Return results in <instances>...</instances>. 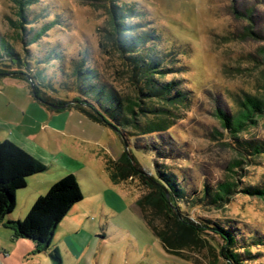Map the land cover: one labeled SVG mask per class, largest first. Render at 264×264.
Listing matches in <instances>:
<instances>
[{
    "label": "rangeland",
    "instance_id": "374dc122",
    "mask_svg": "<svg viewBox=\"0 0 264 264\" xmlns=\"http://www.w3.org/2000/svg\"><path fill=\"white\" fill-rule=\"evenodd\" d=\"M120 2L145 11L149 25L162 34L167 48L178 53L183 74H171L166 80L181 79L191 98L188 106L175 111L171 119L173 127L161 137L170 144L164 148L174 153L169 157L159 155L157 163L185 177L195 192L203 193L206 184L215 187L226 181L236 182L239 191L221 208H190L184 213L186 223L181 225L176 218L183 216L179 212L176 216L170 213L158 190L144 183L140 176L131 175L114 184L107 171V161L116 162L127 151L133 165L140 168L139 163L143 174L150 177L154 173L152 158L135 148L144 147L148 138L128 137L125 143L111 128L104 127L102 131L95 127L96 132H91L88 129L94 126H71V132L88 136L94 142L78 146L77 158L82 162L83 173L72 172V175L79 183L83 201L59 226L53 247L59 248L63 264H229L220 241L207 229L205 221L227 224L230 231L239 229L245 235L264 238V200L242 192L251 185H264V158L257 165L234 166L241 155L226 134L217 110L233 114L239 100L246 95L264 97V0ZM107 5V0H42L32 8L31 14L43 15L45 22L57 20L58 24L39 46L30 49L33 57L42 58L47 51L60 47L66 55L67 73L71 58L86 50L104 79L123 96L133 98L137 88L118 56L106 46ZM16 12L13 0H0V33L13 34L10 20L17 19ZM101 41L105 49L100 47ZM18 50L25 54L19 46ZM31 68V75L39 71L45 75L40 87L50 100L73 101L76 97L60 87L63 77L57 62L32 64ZM6 81L0 86L5 91L0 97L9 100L3 115L12 110L15 119L23 123L26 111L42 103L36 100L28 81L22 78ZM45 111L48 113L47 107ZM21 130L28 133L26 127ZM39 131L36 129V133ZM43 137L46 140L48 135ZM240 137L246 141L264 140V121L259 120L257 126ZM11 142L25 150L17 142ZM31 149L47 172L29 181L24 198L17 199L16 221H23L28 215L26 198L36 192L47 194L50 182L66 175L52 166L51 159L43 152L35 147ZM141 199L158 231L165 236V242L143 217L138 206ZM12 238L0 228V264H53L48 253L34 255L27 245ZM252 249L259 256L244 263L264 264V239Z\"/></svg>",
    "mask_w": 264,
    "mask_h": 264
},
{
    "label": "trees",
    "instance_id": "16d2710c",
    "mask_svg": "<svg viewBox=\"0 0 264 264\" xmlns=\"http://www.w3.org/2000/svg\"><path fill=\"white\" fill-rule=\"evenodd\" d=\"M41 1L13 0L17 9V19L10 20L13 34L7 36L0 33V82L8 77L22 78L28 81L31 88L34 86L32 93L36 100L50 111L77 108L95 122L113 125L125 143L128 137L148 138L144 147L135 148L152 158L154 173L150 177L143 174L139 163L140 168L133 165L132 156L127 151L118 161H107V171L114 184H120L131 175L140 176L144 183L158 190L161 202L170 213L176 216V212H179L183 216L182 219L176 218L179 224L186 223L184 213L192 207L221 208L230 203L239 191L236 182L226 181L215 187L206 184L203 193H198L189 188L185 177L171 167L157 163L159 155L169 157L174 153L164 148L170 144H166L168 141L165 142L161 137L173 127L171 119L175 117V111L188 106L191 98L181 79L172 77L166 80L171 74H183L180 72L183 68L178 65V53L168 49L162 34L149 25L147 13L120 0H107L109 29L105 37L106 46L118 56L137 88V95L132 98L123 96L104 79L86 50L71 58L69 73L65 71L66 55L60 51V47L47 51L42 58L33 57L30 48L39 46L58 24L57 20L45 22L43 15L31 14L32 8ZM18 46L25 54L19 52ZM106 46L101 41L100 47L105 49ZM49 61L59 64V72L63 77L60 87L76 94L73 101L50 100L41 89L40 82L45 81V75L41 71L36 75L30 74L32 64L37 66ZM217 112L226 134L241 155L234 166L240 168L244 163L257 165L258 160L264 158V140L246 141L240 136L257 126L259 120L264 121V97L246 95L245 99L239 100V106L233 114L222 109ZM129 131L133 134L129 135ZM45 172V165L29 152L11 141H0V225L11 231L14 239L32 242L34 255L48 253L53 264H63L60 250L53 247V241L66 216L83 201L79 183L72 174L62 178L47 194L40 196L23 221L12 219L17 208L18 193L27 188L31 177ZM164 189L169 193V199ZM242 192L264 200V185H251ZM138 206L153 232L165 242V236L153 223L143 199L138 202ZM205 224L214 238L220 241L222 254L229 264H246L244 262H251L259 256L253 253L252 248L261 245L264 238L245 235L239 229L230 231L231 227L219 222L205 221Z\"/></svg>",
    "mask_w": 264,
    "mask_h": 264
},
{
    "label": "crops",
    "instance_id": "0c3cea01",
    "mask_svg": "<svg viewBox=\"0 0 264 264\" xmlns=\"http://www.w3.org/2000/svg\"><path fill=\"white\" fill-rule=\"evenodd\" d=\"M12 79L10 77L3 79L0 82L1 84H6V80ZM14 79V78H13ZM4 87H0V96H4L5 91ZM3 92V93H2ZM9 100L5 97H0V141H15L18 144L22 145L27 152L34 156L33 152H31V147L37 148L39 151L43 152L51 159V165L55 166L58 170L63 171L66 175L72 174V172L83 173L81 168H83L82 162L77 158L78 146H83L85 144L93 143V139L84 136L77 135L74 132H71L72 127H80L84 126H94L90 127L91 132L94 131V128L104 130V126L90 120L86 116L79 113L77 110H66L62 112H53L48 109V113L45 111V106L43 104L36 105L33 107V110L26 111V118L23 121H17L15 119V113L10 110L8 115L4 114V107H8ZM42 106V107H40ZM7 110V109H6ZM20 113V111L18 110ZM29 114V115H28ZM39 121V122H38ZM34 124V125H33ZM40 124V125H39ZM92 124V125H89ZM39 126L36 128V126ZM72 126V127H71ZM26 127L27 132L22 131L21 128ZM93 128V129H92ZM36 129H39V134L36 133ZM96 130V129H95ZM47 134L48 138L43 139V135ZM41 136V137H40ZM41 138V139H40ZM41 140V142L39 141ZM44 174V173H43ZM42 174L36 175L40 176ZM65 175V176H66ZM85 175V174H84ZM36 176L31 177L28 180H33ZM63 176V177H65ZM63 177L53 182H50V186L47 188V191L51 189V187L60 181ZM23 190L18 193L17 199L22 201L27 191ZM46 193L36 192V194H31L28 198H26L28 213L34 206L35 202L38 200L40 196L45 195ZM78 205V204H77ZM74 209V208H73ZM12 219H16L15 212L12 215ZM0 228L8 231L11 236H13L12 232L5 229L0 225ZM15 242L22 243L27 245L29 251L34 250V244L28 240H16L12 238Z\"/></svg>",
    "mask_w": 264,
    "mask_h": 264
},
{
    "label": "water",
    "instance_id": "95a60500",
    "mask_svg": "<svg viewBox=\"0 0 264 264\" xmlns=\"http://www.w3.org/2000/svg\"><path fill=\"white\" fill-rule=\"evenodd\" d=\"M32 90L34 89V86H32V88H31ZM74 110H77L79 113H81L82 115H84V116H86L87 118H89L90 119V117L89 116H87L84 112H82L81 110H79V109H77V108H74ZM100 118L103 120V116L101 115L100 116ZM90 120H92V119H90ZM93 121V120H92ZM95 122V121H94ZM98 123V122H97ZM98 124H100V125H102V126H104V127H106V128H111V129H114L115 131H117V129L113 126V125H105V124H102V123H98ZM164 192H165V194H166V197H167V199H169V193L167 192V190H165L164 189Z\"/></svg>",
    "mask_w": 264,
    "mask_h": 264
}]
</instances>
